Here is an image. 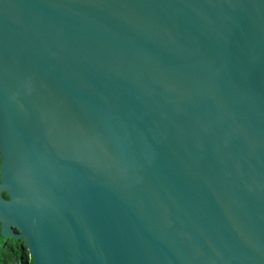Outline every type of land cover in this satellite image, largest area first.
Instances as JSON below:
<instances>
[{
    "label": "water",
    "instance_id": "obj_1",
    "mask_svg": "<svg viewBox=\"0 0 264 264\" xmlns=\"http://www.w3.org/2000/svg\"><path fill=\"white\" fill-rule=\"evenodd\" d=\"M0 225L33 264H264V0H0Z\"/></svg>",
    "mask_w": 264,
    "mask_h": 264
},
{
    "label": "flooded vegetation",
    "instance_id": "obj_2",
    "mask_svg": "<svg viewBox=\"0 0 264 264\" xmlns=\"http://www.w3.org/2000/svg\"><path fill=\"white\" fill-rule=\"evenodd\" d=\"M1 196L4 200L9 199L6 192H2ZM11 230L13 235L6 236L2 234L0 225V264H33V258L25 244L15 238L19 233L18 229L12 226Z\"/></svg>",
    "mask_w": 264,
    "mask_h": 264
}]
</instances>
